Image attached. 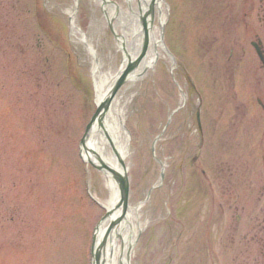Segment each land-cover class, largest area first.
I'll use <instances>...</instances> for the list:
<instances>
[{
  "label": "rangeland",
  "instance_id": "374dc122",
  "mask_svg": "<svg viewBox=\"0 0 264 264\" xmlns=\"http://www.w3.org/2000/svg\"><path fill=\"white\" fill-rule=\"evenodd\" d=\"M112 1L126 10V0ZM72 2L0 0V264H90L106 212L103 173L92 168L87 179L80 157L95 91L64 12ZM165 2L161 38L173 62L160 59L119 96L130 97L128 206L147 200L139 221L148 225L130 264H217V251L223 257L227 249L217 236L228 243L233 229L219 219L233 214L231 196L248 197L246 125L232 122L242 124L250 63L239 47L251 4L250 24L260 31L256 9L264 0ZM75 16L106 67L118 70L110 17L94 0H78Z\"/></svg>",
  "mask_w": 264,
  "mask_h": 264
},
{
  "label": "bare ground",
  "instance_id": "6f19581e",
  "mask_svg": "<svg viewBox=\"0 0 264 264\" xmlns=\"http://www.w3.org/2000/svg\"><path fill=\"white\" fill-rule=\"evenodd\" d=\"M77 1L73 0L72 5L64 12L69 18V28L74 42L83 47L85 56L89 58L96 103L107 98L122 72L133 67L123 85L117 89L105 116L97 118L93 124L90 136L85 141V151L81 154L83 159H89L95 167H98L97 171L103 173V182L108 195L102 205L106 210H110V214L100 223L96 231V245L101 249L100 262L130 264L136 246V236L148 225V221H139L140 210L147 204V200L135 207L127 206L124 214L121 207H116L119 201V185L113 173L120 176L127 175L126 157L131 154L129 135L123 125L130 97L125 98L123 102L119 100V96L122 89L132 85L131 82L134 83L135 78L141 73L153 70L154 63L160 59L173 62V56L166 50L161 38L168 5L165 0H126L125 10L123 6L112 0H94L106 18L110 17L109 31L115 37L116 49L122 54L118 70L112 72L97 55L90 37H86L77 25L75 16ZM154 17H157L155 21ZM116 25L121 26V34L115 28ZM142 46L145 55L138 60ZM106 59L105 61L109 62L110 56ZM185 100V95H182L183 105ZM126 230H129V234L124 233Z\"/></svg>",
  "mask_w": 264,
  "mask_h": 264
},
{
  "label": "flooded vegetation",
  "instance_id": "af4514ba",
  "mask_svg": "<svg viewBox=\"0 0 264 264\" xmlns=\"http://www.w3.org/2000/svg\"><path fill=\"white\" fill-rule=\"evenodd\" d=\"M253 1V0H252ZM250 2V0H249ZM255 5V4H254ZM251 20L246 24L248 31L246 49L240 46V53L250 61L248 64L249 72L247 73V82L244 92L245 114L240 123L232 122L234 127L246 125L245 146H247V173L245 175L246 195L244 192L234 198L229 199L233 214H227L225 218L219 219V225L225 222L230 225L231 234L226 240H219L217 244L223 242L227 245L226 255L222 257L220 251H217V264H264V3L259 2L256 12L260 17L256 22L260 26V31L256 29L253 23V4H251ZM248 22V18H247ZM253 39L251 40V36ZM256 61L258 69H253V61ZM233 98L235 103L239 100V90H234ZM239 104V102H238ZM241 104H236V110L243 108ZM237 118V117H236ZM238 130L236 128V135ZM221 186V185H220ZM229 193H231L229 191ZM243 193V194H242ZM228 231V230H227ZM219 246L217 245V249ZM222 252V251H221Z\"/></svg>",
  "mask_w": 264,
  "mask_h": 264
},
{
  "label": "water",
  "instance_id": "95a60500",
  "mask_svg": "<svg viewBox=\"0 0 264 264\" xmlns=\"http://www.w3.org/2000/svg\"><path fill=\"white\" fill-rule=\"evenodd\" d=\"M145 44H146V41H145ZM143 49H144V47H143ZM143 49L141 50V53L137 57L138 60H141V58H143V55H145V49L144 50ZM132 69H133V67H132ZM132 69L128 68L127 70L122 72L121 76L116 80L115 87L112 89L113 91L110 90V94H108L109 96H107V98H105V99L103 98V100H101L96 105V110H95L93 116L91 117L90 121L88 122V124L85 126L84 133H83L82 138H81L80 145L83 147L84 150H85V141L90 136L91 128L93 127V124L95 123L97 118H102L103 116H105V113H107L108 108H109L110 104L112 103L113 96L116 95L117 89L123 85L126 76L129 74V72H131ZM91 164L94 166L93 163H91ZM102 168H105V167L102 166ZM95 169L97 170L98 167L96 166ZM113 174L116 175V181L119 185V188H118L119 189V196H118L119 201H118V204L116 205V207H119V208L121 207L122 213L124 214L126 212V208L128 206L129 181H128V178L125 174H123V176H120V175L115 174V173H113ZM162 178H163V170H161V173H160V179L162 180ZM109 214H110V212H107L105 217H108ZM100 256H101V249H100V246H98L95 249V251L93 252L94 264H102L100 262Z\"/></svg>",
  "mask_w": 264,
  "mask_h": 264
}]
</instances>
